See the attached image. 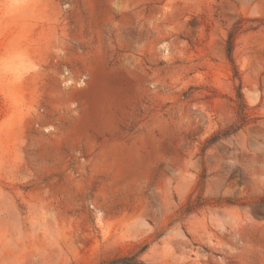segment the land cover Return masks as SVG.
<instances>
[{
	"label": "rangeland",
	"instance_id": "374dc122",
	"mask_svg": "<svg viewBox=\"0 0 264 264\" xmlns=\"http://www.w3.org/2000/svg\"><path fill=\"white\" fill-rule=\"evenodd\" d=\"M0 264H264V0H0Z\"/></svg>",
	"mask_w": 264,
	"mask_h": 264
},
{
	"label": "trees",
	"instance_id": "16d2710c",
	"mask_svg": "<svg viewBox=\"0 0 264 264\" xmlns=\"http://www.w3.org/2000/svg\"><path fill=\"white\" fill-rule=\"evenodd\" d=\"M239 27H233V29L231 31H229L228 36H227V40H226V54L228 59L231 61V55H232V48H233V37L236 33V31L238 30ZM237 99H238V109H239V114L241 115L244 111L245 108V104L243 103L242 99H241V94L240 92L237 93ZM215 141V137L211 138L210 140L207 141V144H212ZM199 207L201 205H195L194 207H189L187 209V211H191L193 208L195 207Z\"/></svg>",
	"mask_w": 264,
	"mask_h": 264
}]
</instances>
